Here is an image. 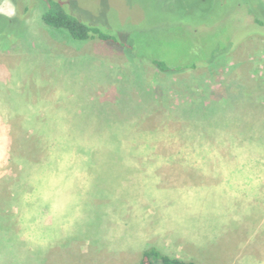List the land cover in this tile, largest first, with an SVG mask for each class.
Wrapping results in <instances>:
<instances>
[{
  "label": "rangeland",
  "instance_id": "obj_1",
  "mask_svg": "<svg viewBox=\"0 0 264 264\" xmlns=\"http://www.w3.org/2000/svg\"><path fill=\"white\" fill-rule=\"evenodd\" d=\"M56 1L120 43L0 0V264H137L150 247L264 264V30L245 35L247 0ZM151 55L211 64L166 74Z\"/></svg>",
  "mask_w": 264,
  "mask_h": 264
},
{
  "label": "trees",
  "instance_id": "obj_2",
  "mask_svg": "<svg viewBox=\"0 0 264 264\" xmlns=\"http://www.w3.org/2000/svg\"><path fill=\"white\" fill-rule=\"evenodd\" d=\"M41 3V20L42 22L52 29H55L59 32H63L69 38L74 41L79 42H87L90 40H99L105 43H111L112 45H117L120 43L113 34L107 33L103 31L98 24L87 25L81 22L76 17L68 14L63 6L56 0H40ZM254 6L248 5V0L243 4L241 14L237 16L240 18V25H243L246 33H258L260 29L264 30V6L261 4L259 0H255ZM243 36V35H242ZM241 36V37H242ZM233 31V39L228 40L222 46L224 48V52H228L231 50L238 41H241V37L234 38ZM244 37V36H243ZM123 48H128V44L121 42L120 44ZM225 47H229L226 49ZM1 50H3L0 47ZM150 63L160 72L166 74H176L178 72L193 69L202 66L211 64V62L207 59L206 64H201V62H195L192 66L178 64L171 65L165 62L162 59L153 58V56H149ZM210 62V63H209ZM1 226V225H0ZM1 233H6L4 230H0ZM27 255V254H25ZM17 258V257H16ZM15 258V259H16ZM20 261L29 259L28 256H23L20 258ZM137 264H196L195 262L187 261L184 259L174 258L168 255L163 254L158 248L150 247L141 253V259Z\"/></svg>",
  "mask_w": 264,
  "mask_h": 264
}]
</instances>
